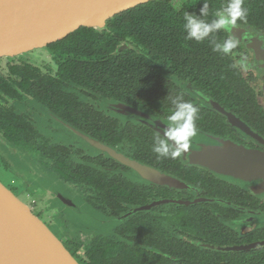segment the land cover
<instances>
[{"label": "flooded vegetation", "instance_id": "obj_1", "mask_svg": "<svg viewBox=\"0 0 264 264\" xmlns=\"http://www.w3.org/2000/svg\"><path fill=\"white\" fill-rule=\"evenodd\" d=\"M230 34L249 67L232 68L238 57L213 52L207 40H190L179 56L184 69L171 62L167 73L143 70L149 77L108 63L87 84L65 76L50 44L0 58V175L79 264L107 253L191 264L204 253L242 251L250 264H264V193L219 172L229 162L214 158L230 146L264 153V27L245 21ZM130 49L120 36L111 54ZM44 50L51 61L37 63ZM181 93L199 106L196 134L178 158H158L155 137ZM59 196L84 203L95 225H76L69 211L78 209Z\"/></svg>", "mask_w": 264, "mask_h": 264}, {"label": "water", "instance_id": "obj_2", "mask_svg": "<svg viewBox=\"0 0 264 264\" xmlns=\"http://www.w3.org/2000/svg\"><path fill=\"white\" fill-rule=\"evenodd\" d=\"M150 1L0 0V58L46 47L81 27L102 29L114 16ZM258 55L264 59V51ZM127 111L140 114L132 108ZM159 125L163 127L157 122ZM230 147L219 149L214 156L217 161L229 162L218 165L219 172L243 180L252 193H264V153ZM59 197L70 209H78L71 199ZM79 222L77 214L75 224ZM0 264H79L46 224L1 181Z\"/></svg>", "mask_w": 264, "mask_h": 264}, {"label": "trees", "instance_id": "obj_3", "mask_svg": "<svg viewBox=\"0 0 264 264\" xmlns=\"http://www.w3.org/2000/svg\"><path fill=\"white\" fill-rule=\"evenodd\" d=\"M226 2L210 0L208 19L211 20L212 14ZM202 4L203 0H153L109 19L103 29L82 27L48 48L55 53V60L62 64L65 76L80 79L82 84L89 83L87 74L108 63L111 69L129 66L138 76H149L143 71L147 69V72L156 73L159 68L167 73L171 71V62L184 69L186 60L179 56L185 55V48L191 43L185 39L183 16L185 12L199 14ZM245 7L248 9L246 21L264 27V0H245ZM217 35L220 39L224 36L222 31ZM120 36L127 37L134 49L111 54ZM140 47H144L143 54L137 53ZM246 255L244 251L209 252L195 256L191 264H250ZM92 264L144 263L125 255L107 253L103 258H95Z\"/></svg>", "mask_w": 264, "mask_h": 264}, {"label": "clouds", "instance_id": "obj_4", "mask_svg": "<svg viewBox=\"0 0 264 264\" xmlns=\"http://www.w3.org/2000/svg\"><path fill=\"white\" fill-rule=\"evenodd\" d=\"M209 5L210 0H203L199 14L184 13L185 39L196 42L207 40L213 52L238 57L231 65L232 68L249 67L247 55L236 52L238 40L230 34L238 22L247 20L248 9L245 7V0H227L226 4L212 14L211 20L208 19ZM221 31L229 35L219 39L217 34ZM171 104L173 109L167 117L168 123L156 135L152 148L158 158H178L190 147L191 139L196 134L199 106L191 100H186L182 93L172 97Z\"/></svg>", "mask_w": 264, "mask_h": 264}, {"label": "rangeland", "instance_id": "obj_5", "mask_svg": "<svg viewBox=\"0 0 264 264\" xmlns=\"http://www.w3.org/2000/svg\"><path fill=\"white\" fill-rule=\"evenodd\" d=\"M42 51V50H41ZM41 51L40 52H38L39 54L38 55H36V58H37V63H44V62H50L51 61V56H50V53L48 52V51H46V50H44L42 53H41ZM5 63V62H4ZM4 176L5 177H3V176H1L0 175V179H1V182L5 185V186H7V183H6V181H8L10 178L8 177V175H5L4 174ZM7 179V180H6ZM40 188L41 189H44L45 188V185H41L40 184ZM38 194H40V195H42L43 194V192H39ZM48 203H51V205L52 206H56V204H57V200L56 199H52V198H47V200H46ZM77 206H78V210L77 211H75V212H70L66 207H64L63 209H65L66 211L68 210L69 211V213H77L78 215H80V220H81V222H82V224H87L88 226H91V225H95L94 224V222H93V219H95V217L93 216V215H91L89 212V214L87 213L86 214V212H85V210H84V208L83 207H85V204L84 203H82L81 201H79V200H77ZM82 207H81V206ZM57 210H60V207H59V205L57 206V208H56ZM65 210H63L64 212H65V214H66V211ZM71 210V209H70ZM72 211V210H71ZM96 222V221H95ZM97 223V222H96ZM78 224H80V223H77L76 225H78ZM102 227V226H101ZM103 227H105V226H103ZM51 228H53L54 229V227H51ZM57 233L59 232V229H54Z\"/></svg>", "mask_w": 264, "mask_h": 264}]
</instances>
